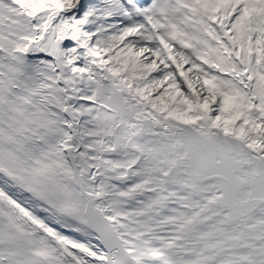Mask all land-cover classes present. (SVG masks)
<instances>
[{
	"label": "snow or ice",
	"instance_id": "obj_1",
	"mask_svg": "<svg viewBox=\"0 0 264 264\" xmlns=\"http://www.w3.org/2000/svg\"><path fill=\"white\" fill-rule=\"evenodd\" d=\"M0 264H264V0H0Z\"/></svg>",
	"mask_w": 264,
	"mask_h": 264
}]
</instances>
